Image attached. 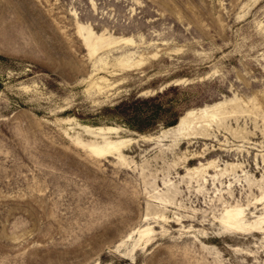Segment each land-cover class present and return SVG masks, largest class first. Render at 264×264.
Masks as SVG:
<instances>
[{
  "label": "rangeland",
  "instance_id": "374dc122",
  "mask_svg": "<svg viewBox=\"0 0 264 264\" xmlns=\"http://www.w3.org/2000/svg\"><path fill=\"white\" fill-rule=\"evenodd\" d=\"M0 264H264V0H0Z\"/></svg>",
  "mask_w": 264,
  "mask_h": 264
},
{
  "label": "bare ground",
  "instance_id": "6f19581e",
  "mask_svg": "<svg viewBox=\"0 0 264 264\" xmlns=\"http://www.w3.org/2000/svg\"><path fill=\"white\" fill-rule=\"evenodd\" d=\"M124 43L130 44V39H124ZM88 52L90 55H94L97 51L100 50L97 49L93 44L88 43L87 45ZM135 64V63H134ZM138 64V63H137ZM128 67H132V65H127ZM138 66V65H136ZM135 68V67H134ZM224 107L223 104L217 103L213 105L205 106L204 108L200 109H192L188 110L184 115L181 116V118L178 120L177 125L168 127L163 129L164 134L170 133L171 130L176 131L180 137H186L188 134H190L191 131H193L194 124L195 127L198 128L199 125L196 126V124L201 123L202 126H205L203 124L207 122H213L216 119V116L219 114V110ZM97 132L100 134H117L119 133V128L115 125L107 126V127H97ZM143 140L149 141L152 136L147 135H141L140 136ZM127 140H118V141H107L102 145L101 147H95L93 150L97 155L99 156H113L118 159L120 157L121 151L124 150L126 145L128 144ZM228 214V213H227ZM240 215V212L236 213H230L228 214V220L232 221L235 218H237ZM227 220V221H228ZM227 223V222H225ZM232 225V223H229Z\"/></svg>",
  "mask_w": 264,
  "mask_h": 264
},
{
  "label": "trees",
  "instance_id": "16d2710c",
  "mask_svg": "<svg viewBox=\"0 0 264 264\" xmlns=\"http://www.w3.org/2000/svg\"><path fill=\"white\" fill-rule=\"evenodd\" d=\"M177 125V124H176Z\"/></svg>",
  "mask_w": 264,
  "mask_h": 264
}]
</instances>
